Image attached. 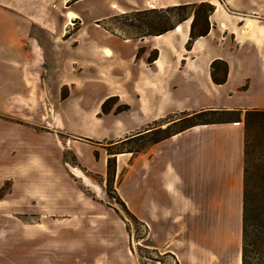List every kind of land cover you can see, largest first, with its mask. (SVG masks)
<instances>
[{"label":"crops","instance_id":"1","mask_svg":"<svg viewBox=\"0 0 264 264\" xmlns=\"http://www.w3.org/2000/svg\"><path fill=\"white\" fill-rule=\"evenodd\" d=\"M80 1L69 9L77 16ZM155 2L157 6L210 2L215 9L209 15L207 34L195 38L188 49L192 18L166 32L135 37L104 29L105 41L90 46L88 66L95 70V78L109 84V91L87 113L92 123L88 132L82 134L74 127L69 132L115 145L127 136L147 139L153 131L166 128L177 113L228 109L241 111L240 119L198 124L158 141L146 140L149 144L135 154L123 149L103 155L101 147H96L99 159L82 158L79 145L71 149L87 168L100 166L103 171L108 157L115 158L121 198L150 229L157 248L178 264H241L243 118L246 110L264 109V103L240 106L219 101L242 88L250 91L248 68H256V61L264 71V0ZM20 3L0 0V115L19 110L33 94L49 98L47 85H52L58 97L59 87L80 82L76 67L84 62L71 54L62 62L58 48L64 44L60 40L67 30L39 22L46 20V14L33 17L26 8L28 2H22L24 10L17 6ZM112 7L117 8L116 4ZM118 8L123 13L135 5L125 3ZM78 32L62 41L79 43ZM154 51L157 57L151 60ZM216 59L229 66L227 81L219 85L211 78V64ZM208 90L216 94L210 100ZM110 97H118L128 108L100 116V104ZM74 169L79 168L72 170L89 181L81 170L78 175Z\"/></svg>","mask_w":264,"mask_h":264},{"label":"rangeland","instance_id":"2","mask_svg":"<svg viewBox=\"0 0 264 264\" xmlns=\"http://www.w3.org/2000/svg\"><path fill=\"white\" fill-rule=\"evenodd\" d=\"M19 1L17 6L24 10L25 0ZM26 1L33 17L46 14V20L38 19L39 22L67 30L62 40L80 32L79 43L60 40L64 44L58 49L62 62L70 54L84 62H78L76 67L80 82L73 87H59L58 97L52 85H47L49 98L33 94L19 110L0 115V264H177L173 256L157 248L150 229L130 216L116 198H121L116 172L109 179L107 169L87 168L71 149L79 145L82 158L87 155L99 159L96 147H101L103 155L121 148L137 150L149 144L146 140L164 133L147 134L145 140L127 136L111 145L70 133L69 128L82 134L88 132L92 123L87 113L109 91V84L95 78V70L88 66L90 46L105 41L104 29L135 37L171 27L182 16L191 14L192 21L197 17L196 29L200 30L208 7H175L189 3L157 6L156 0H81L80 14L75 13L76 19L71 21L66 15L77 0ZM125 3H133L135 9L121 13L118 6ZM116 67L119 71L120 66ZM255 67L248 68V82L252 83L249 92L242 88L219 102L240 106L264 103L260 61ZM208 95L210 100L216 94L208 90ZM126 109L118 97H110L100 104L99 115ZM181 116L183 113H177L170 118ZM259 156L253 153L254 159ZM72 167L79 168L89 181L77 176Z\"/></svg>","mask_w":264,"mask_h":264},{"label":"trees","instance_id":"3","mask_svg":"<svg viewBox=\"0 0 264 264\" xmlns=\"http://www.w3.org/2000/svg\"><path fill=\"white\" fill-rule=\"evenodd\" d=\"M207 6L204 15V27L200 30L196 29L195 16L191 24L190 39L187 42V48L190 49L195 38L207 34L209 30V15L214 11L215 7L210 2L189 3L185 5H177L180 9L185 6ZM137 13L140 11H136ZM191 14L182 16L177 24L188 19ZM176 25V24H175ZM175 25L148 33H163L173 29ZM108 29V28H106ZM144 33V34H148ZM157 57V51L151 55L153 60ZM228 63L221 59H216L211 64V78L215 84H223L228 78ZM105 102L102 104L104 107ZM128 108V106H127ZM241 111L228 109H204L193 113H184L183 116L172 120V122L164 129H158L151 134L156 135L164 133L158 137H154L151 141H158L179 132L187 127L198 124H208L217 122H226L240 119ZM245 169H244V195H243V225H242V246H241V264H264V109H249L245 111ZM123 142H127L126 140ZM124 148L117 151L109 152L115 154L121 152ZM128 151H136L129 149ZM258 153V159L253 158V153ZM116 171L115 159L109 157L107 162V174L113 178ZM119 202L123 205L126 212L134 217L126 204L119 195H116ZM138 220V219H137ZM139 221V220H138ZM178 264V263H177Z\"/></svg>","mask_w":264,"mask_h":264},{"label":"bare ground","instance_id":"4","mask_svg":"<svg viewBox=\"0 0 264 264\" xmlns=\"http://www.w3.org/2000/svg\"><path fill=\"white\" fill-rule=\"evenodd\" d=\"M67 16H68V19L69 20H73V18L76 16L73 12H71V11H69L68 13H67ZM80 170V169H79ZM78 169H74V171L76 172V173H78V175H80L81 174V172L79 171ZM77 175V174H76ZM84 175V174H83ZM85 177V176H84ZM84 179V178H83Z\"/></svg>","mask_w":264,"mask_h":264}]
</instances>
